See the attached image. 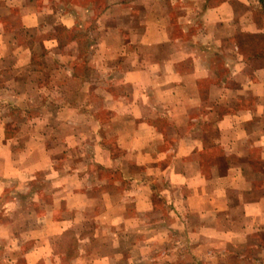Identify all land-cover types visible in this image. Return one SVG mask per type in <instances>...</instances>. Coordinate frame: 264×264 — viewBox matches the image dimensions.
Wrapping results in <instances>:
<instances>
[{
	"label": "rangeland",
	"instance_id": "rangeland-1",
	"mask_svg": "<svg viewBox=\"0 0 264 264\" xmlns=\"http://www.w3.org/2000/svg\"><path fill=\"white\" fill-rule=\"evenodd\" d=\"M127 1L0 0V174L16 165L37 171L42 161L49 168L1 193L0 264H264V248L196 245V214L180 230L174 191L162 197L166 183L157 176L156 159L169 143L150 133L151 146L144 144L147 132L137 129L132 137L145 154L135 150L134 164L122 162L127 153L117 146L110 112H125L117 96L130 87L115 64L141 55L140 38L129 43L127 36L143 30L145 8L131 0L128 9ZM223 1L180 8L193 16L191 30L208 4L209 23L241 14L226 27L228 44L235 56L264 63V0H230L225 10ZM146 154L149 176L150 166L137 164ZM127 168L134 178H121ZM56 221L69 226L65 235Z\"/></svg>",
	"mask_w": 264,
	"mask_h": 264
},
{
	"label": "crops",
	"instance_id": "crops-1",
	"mask_svg": "<svg viewBox=\"0 0 264 264\" xmlns=\"http://www.w3.org/2000/svg\"><path fill=\"white\" fill-rule=\"evenodd\" d=\"M133 1H127L128 9ZM193 1L209 2L142 0L143 30L127 36L129 43L140 38L141 55L120 58L115 64L124 71V84L130 91L117 96V104L126 109L110 112L111 129L117 146L127 153L122 158L127 167L134 164L135 150L145 154V145L139 144L142 141L132 137L137 129L147 132L144 144L151 146L150 133L169 143L156 159L158 179L166 183L161 196L169 199L174 191L173 211L176 219L180 217V230L188 229L191 214L198 215L190 228L196 245L199 241L207 247L230 249L247 245L263 254L264 63L254 56H235L234 45L228 44L232 31L226 27L241 14L217 15L209 23L208 4L207 13L203 9L204 16L197 19L199 27L191 30L193 16L180 7ZM223 2L222 9H229L230 0ZM116 36L122 38L119 31ZM111 52L115 54V49ZM230 53L234 56L229 58ZM127 119L132 126L124 124ZM182 138L189 143L183 145ZM137 164L150 166L147 176L153 174L147 154ZM10 166L7 162L6 167ZM45 166L42 161L37 171L18 170L22 166L17 165L11 172L2 170L0 195L12 180L24 188L35 179V173L49 171ZM128 170L122 179L134 178ZM52 224L62 234L69 228L61 221Z\"/></svg>",
	"mask_w": 264,
	"mask_h": 264
}]
</instances>
